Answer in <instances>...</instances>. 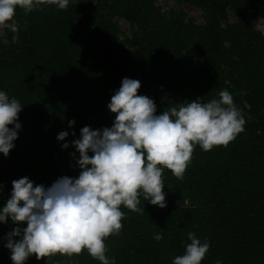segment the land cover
Masks as SVG:
<instances>
[{"label":"trees","instance_id":"trees-1","mask_svg":"<svg viewBox=\"0 0 264 264\" xmlns=\"http://www.w3.org/2000/svg\"><path fill=\"white\" fill-rule=\"evenodd\" d=\"M172 1L177 7L169 12L157 0H74L66 9L42 0L30 13L17 9V31L4 27L0 39V90L23 109L15 147L7 157L0 153V207L15 179L50 186L78 176L71 141L84 126H112L107 104L123 78L140 81L138 94L152 98L158 114L227 89L244 131L227 146L197 145L182 179L165 169L164 208L143 197L145 212L121 206L123 227L106 238V255L115 264H172L191 231L210 245L201 264H264V30L249 15L258 13L264 23V0ZM183 5L199 9L204 23ZM119 20L130 23L129 37L121 38ZM61 131L70 133L68 149L57 140ZM14 227L10 219L0 223V264H13L4 237ZM157 232L164 236L159 242ZM48 263L100 264L86 251L25 262Z\"/></svg>","mask_w":264,"mask_h":264},{"label":"clouds","instance_id":"clouds-1","mask_svg":"<svg viewBox=\"0 0 264 264\" xmlns=\"http://www.w3.org/2000/svg\"><path fill=\"white\" fill-rule=\"evenodd\" d=\"M66 9L74 0H49ZM42 0H0V27L17 31V9L30 13ZM141 83L125 77L114 91L107 108L115 118L111 127L93 129L84 126L79 138L71 141L79 158L72 153L80 171L78 176L58 177L50 186L34 184L27 176L12 181L10 198L0 207V223L10 219L15 225L4 237L13 264H25L57 253L71 257L86 251L100 264H115L106 253V238L118 235L125 212H145V201L160 208L166 206L163 172L183 175L198 145L204 151L227 146L244 131L245 119L232 94L221 90L207 102L200 98L175 103L159 114L154 100L138 94ZM23 107L18 99L0 90V153L7 157L15 147ZM75 124L69 120V128ZM11 126V127H10ZM69 131H61L57 140L68 149ZM75 136V132L71 133ZM91 153V155H90ZM162 232L153 234L157 242ZM183 254L172 264H201L209 250L207 239L193 232ZM215 264H222L216 260Z\"/></svg>","mask_w":264,"mask_h":264},{"label":"rangeland","instance_id":"rangeland-1","mask_svg":"<svg viewBox=\"0 0 264 264\" xmlns=\"http://www.w3.org/2000/svg\"><path fill=\"white\" fill-rule=\"evenodd\" d=\"M157 5L160 6L162 10L165 12H169L170 9L177 7V3L172 0H157ZM182 9L185 11L188 17L193 18L194 20H196L197 23L199 24L204 23L202 12L199 9L190 5H183ZM249 15L252 22L256 26V29L264 30V23L261 16L253 11L250 12ZM231 19L233 20L232 16ZM119 24H120L121 38L124 39L125 36L129 37L132 34V27L130 23L126 20H119ZM4 38H5L4 27H0V39H4Z\"/></svg>","mask_w":264,"mask_h":264}]
</instances>
